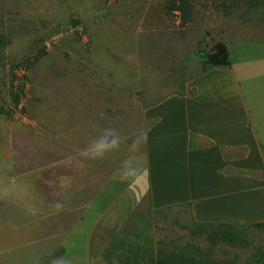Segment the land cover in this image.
I'll use <instances>...</instances> for the list:
<instances>
[{"label": "rangeland", "instance_id": "rangeland-1", "mask_svg": "<svg viewBox=\"0 0 264 264\" xmlns=\"http://www.w3.org/2000/svg\"><path fill=\"white\" fill-rule=\"evenodd\" d=\"M263 1L197 0L193 21L180 26L165 15V0H0V30L10 34L8 42L0 43V114L8 118L10 136L8 175L59 167L53 178L59 184L54 191L48 185V191L62 205L60 213L71 215L68 222L55 224L19 219L27 204L42 210L43 201H55L41 198L38 189L7 199L2 183L7 172L0 161V264L54 262L57 253L34 252L32 242L79 219L101 179L144 184V135L150 124L146 109L190 91L213 41H226L233 49L237 42L264 40ZM37 52L44 54L25 70ZM240 57L231 50L235 66ZM98 141L109 147L93 157ZM85 169L87 187L81 179ZM132 195L140 200L129 219L116 224L115 230L123 227L124 232L118 231L113 243L143 245L142 238L126 232L146 228L148 246L149 240L155 244L165 235L176 238L190 222L185 206L149 210L147 193L133 189ZM12 246H19L18 251Z\"/></svg>", "mask_w": 264, "mask_h": 264}, {"label": "crops", "instance_id": "crops-1", "mask_svg": "<svg viewBox=\"0 0 264 264\" xmlns=\"http://www.w3.org/2000/svg\"><path fill=\"white\" fill-rule=\"evenodd\" d=\"M223 42L230 65L201 71L192 79L189 92L146 109L144 115L150 120L144 135L146 182L101 179L95 198L79 219L32 242L34 252L57 253L54 262L43 264H146L145 257L136 263L131 255L137 249L150 251V245L145 244L146 228L126 232L134 239L142 238L143 245L113 243L117 232H124L123 227L115 230L116 224L127 221L140 200L132 195L133 189L142 195L147 193L149 210L185 206L190 221L264 222V53L260 52L264 40L237 42L233 49ZM231 50L241 56L238 68ZM8 129V118L0 114V161L7 172L2 182L6 198L30 196L33 189H38L47 191H40L41 198L51 196L55 201H43L46 206L42 205V210L31 208L29 203L19 219L54 224L71 220L70 214L60 213L62 205L58 204L57 210L55 195L48 191V185L54 191L59 184L53 179L59 167L8 175ZM83 172L81 179L85 178L82 181L87 187L88 170ZM46 177L53 182L50 184ZM66 183L71 187L69 181ZM150 214L147 217L151 219ZM147 231L151 238V230ZM12 247L18 251L19 246Z\"/></svg>", "mask_w": 264, "mask_h": 264}, {"label": "trees", "instance_id": "trees-1", "mask_svg": "<svg viewBox=\"0 0 264 264\" xmlns=\"http://www.w3.org/2000/svg\"><path fill=\"white\" fill-rule=\"evenodd\" d=\"M196 4L197 0H165L163 8L166 16H171L180 26H186L194 19ZM9 40L10 34L0 30V43ZM43 54H34L24 69H29ZM228 65L230 57L226 44L222 40L213 41L203 60L202 71L213 66ZM13 102L17 104L19 97H13ZM182 229L183 232L176 238L165 235L155 244L149 240V252L143 253L137 249L131 253L135 256V262L145 257L146 264H264V222L213 223L191 220Z\"/></svg>", "mask_w": 264, "mask_h": 264}, {"label": "clouds", "instance_id": "clouds-1", "mask_svg": "<svg viewBox=\"0 0 264 264\" xmlns=\"http://www.w3.org/2000/svg\"><path fill=\"white\" fill-rule=\"evenodd\" d=\"M117 138L116 137H113V140H112V144L115 145L117 143ZM105 147H109V144L107 141H98L96 142V144L93 146V149L91 151V155L93 157H97V156H100L103 154L102 152V149L105 148ZM88 153H86L87 155ZM57 207H59V205H57Z\"/></svg>", "mask_w": 264, "mask_h": 264}]
</instances>
